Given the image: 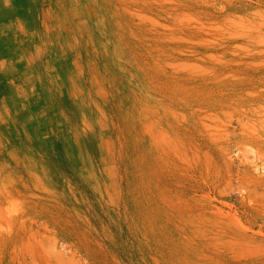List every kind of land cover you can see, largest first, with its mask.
<instances>
[{
  "label": "rangeland",
  "instance_id": "374dc122",
  "mask_svg": "<svg viewBox=\"0 0 264 264\" xmlns=\"http://www.w3.org/2000/svg\"><path fill=\"white\" fill-rule=\"evenodd\" d=\"M0 264H264V0H0Z\"/></svg>",
  "mask_w": 264,
  "mask_h": 264
}]
</instances>
